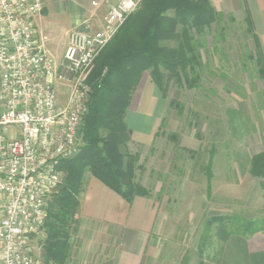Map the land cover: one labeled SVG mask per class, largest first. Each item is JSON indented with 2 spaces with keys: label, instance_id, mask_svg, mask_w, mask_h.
<instances>
[{
  "label": "rangeland",
  "instance_id": "rangeland-1",
  "mask_svg": "<svg viewBox=\"0 0 264 264\" xmlns=\"http://www.w3.org/2000/svg\"><path fill=\"white\" fill-rule=\"evenodd\" d=\"M209 1L224 17L220 26L213 25L197 38L203 64L198 87L181 88L166 77L163 97L148 72L135 75L126 85L134 107L129 121L132 131L125 118L127 129H118L121 150L137 158L135 182L150 192L147 199L156 210L143 264L214 263L223 243L215 228L207 230L209 220H264V186L250 173L251 158L264 152V76L256 63L257 58L264 62V9L253 7L251 13L239 6L232 13L220 7L223 1ZM107 11L93 7L91 12L103 18ZM47 16L48 53L60 64L66 42L61 31L67 26L65 13L49 9ZM95 67L96 63L87 80ZM172 101L179 105H171ZM152 126L158 128L154 137L149 136ZM103 135L108 136V131ZM211 158L209 181L206 166ZM90 177L87 172L80 201ZM54 199L49 201L46 224L51 223ZM78 225L76 216L72 236ZM47 230L45 226L33 238V252L42 262Z\"/></svg>",
  "mask_w": 264,
  "mask_h": 264
},
{
  "label": "built area",
  "instance_id": "built-area-1",
  "mask_svg": "<svg viewBox=\"0 0 264 264\" xmlns=\"http://www.w3.org/2000/svg\"><path fill=\"white\" fill-rule=\"evenodd\" d=\"M143 1L106 2L99 29L68 32L58 64L36 25L44 0H0V264H43L33 238L66 177L62 164L81 151L87 75Z\"/></svg>",
  "mask_w": 264,
  "mask_h": 264
},
{
  "label": "trees",
  "instance_id": "trees-1",
  "mask_svg": "<svg viewBox=\"0 0 264 264\" xmlns=\"http://www.w3.org/2000/svg\"><path fill=\"white\" fill-rule=\"evenodd\" d=\"M142 4L97 58V67L88 77L93 91L84 118L83 145L76 158L62 164L66 178L58 195L52 196L55 201L50 204L51 223H45L43 264H65L70 255L71 226L81 206L79 196L87 172L129 205L137 197L150 198V192L135 182L137 158L121 150L118 129H127L128 82L148 72L163 97L167 95L166 77H172L181 88L198 87L203 64L197 38L213 25L220 26L224 17L209 0H144ZM248 23L251 27L250 19ZM256 63L264 76V62L257 58ZM171 105L179 104L172 101ZM250 166L252 176L264 186V152L254 155ZM212 167L213 158L206 166L209 181ZM206 226L207 230L216 229L223 244L233 235L251 237L264 232V220L220 217L212 218Z\"/></svg>",
  "mask_w": 264,
  "mask_h": 264
},
{
  "label": "crops",
  "instance_id": "crops-1",
  "mask_svg": "<svg viewBox=\"0 0 264 264\" xmlns=\"http://www.w3.org/2000/svg\"><path fill=\"white\" fill-rule=\"evenodd\" d=\"M118 1L120 0H44V8L36 18V25L49 41L46 33L48 11L61 9L67 22V26L61 29L66 48L69 31H95L102 26L105 17L93 16V2L98 3L96 8L107 9L106 2L115 4ZM221 1L220 7L229 9L232 13L239 6L251 13L253 7L264 9V0ZM148 86L153 96H156L155 90L149 84ZM140 96L138 100H141ZM133 103L131 102L125 117V123L131 131L129 121L132 120L130 113ZM157 131V126L155 129L152 126L149 136L154 137ZM80 202L77 214L79 225L71 239L72 247L65 264H143L156 223L155 205L151 200L137 197L129 205L91 176L87 179L86 191ZM208 264H264V232L251 237L230 236L223 244L218 260Z\"/></svg>",
  "mask_w": 264,
  "mask_h": 264
}]
</instances>
